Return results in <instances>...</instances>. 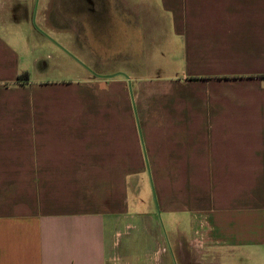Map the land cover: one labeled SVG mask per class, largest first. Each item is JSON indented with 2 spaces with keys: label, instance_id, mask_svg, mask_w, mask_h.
Here are the masks:
<instances>
[{
  "label": "crops",
  "instance_id": "obj_1",
  "mask_svg": "<svg viewBox=\"0 0 264 264\" xmlns=\"http://www.w3.org/2000/svg\"><path fill=\"white\" fill-rule=\"evenodd\" d=\"M9 1L0 0V264H135L122 238H154L132 236L143 217L127 181L145 156L171 223L172 236L157 229L164 264L172 238L181 247L182 228L192 235L194 213L212 264H264V0L100 1L121 34L139 26L133 16L123 24V5L143 7L164 37L166 76L79 70L37 82ZM90 17L82 13L83 28L101 35ZM146 218L156 226V212Z\"/></svg>",
  "mask_w": 264,
  "mask_h": 264
},
{
  "label": "rangeland",
  "instance_id": "obj_2",
  "mask_svg": "<svg viewBox=\"0 0 264 264\" xmlns=\"http://www.w3.org/2000/svg\"><path fill=\"white\" fill-rule=\"evenodd\" d=\"M100 1L103 0H57L55 2L53 0H20L18 4L11 0L7 3V7L11 4L10 9L14 11H10L12 16L20 19L21 25L25 24L28 32L26 39L27 50L30 53L28 60L32 72L31 81L75 80L79 70L84 72V75L92 77L111 74H123L127 78L147 75L155 78L166 76L164 73L169 70L168 67L172 61L169 54L167 55L162 49L164 37L159 34V30L152 28L150 19L144 17L143 7L139 6L136 11V4H133L132 9L128 8L127 4L123 5L124 10H129L130 13V15L121 13L123 24H127L124 22L125 19L133 16L139 21V26H137V32L127 30L121 34L120 29H115L114 20H109L103 13L105 11L109 13L108 3L106 5ZM131 1L137 3L138 0ZM83 12L91 15L90 22L93 27L102 24L99 26L101 35H94L93 29L88 30L87 26L86 30L83 28ZM99 16L104 19H100ZM89 27L91 29L90 24ZM68 30L72 33H77L79 30L81 34L68 37ZM150 30L154 31L147 34ZM121 50L122 53H120ZM56 52L59 55L62 54L66 60L68 59L69 64L74 66L57 65L55 62L59 57H55ZM30 62L33 63L32 67ZM178 64L180 63L176 61L172 65L178 68ZM119 75L116 77H120ZM135 86L136 84L132 83L134 95ZM129 99L132 104L130 91ZM141 170L142 173L138 177L127 181L130 204L134 206L132 209H137L139 216L143 217L138 224L134 223L137 227L132 236L140 237L149 233L154 237V241L147 236L139 239L135 237L134 240L132 237L124 236L121 251L125 255L130 254L135 264H164L165 259L163 260L162 257L166 253L164 249L167 250V248L164 246L163 238H158L157 229L160 227L167 231L168 236H172L171 223L167 225L164 221L165 217L157 210L153 183L146 170V163L141 165ZM157 201L160 203L158 197ZM153 212H156L158 224L155 221L156 226L150 229L146 216ZM192 220L194 224L192 235H189L187 227L182 228L187 230V235L181 247L175 242L176 238H172L173 255H168V264H212L208 256L204 255L205 245L196 243L197 240L202 242L203 214L194 213ZM122 231L131 232L125 227ZM146 252H149L148 259L145 256Z\"/></svg>",
  "mask_w": 264,
  "mask_h": 264
},
{
  "label": "water",
  "instance_id": "obj_3",
  "mask_svg": "<svg viewBox=\"0 0 264 264\" xmlns=\"http://www.w3.org/2000/svg\"><path fill=\"white\" fill-rule=\"evenodd\" d=\"M125 76V75H124ZM126 77V76H125ZM130 87H131V84H130ZM130 93H131V96H132V91L130 90ZM132 99H133V96H132ZM134 104V103H133ZM135 107V105H134ZM145 161H146V167L149 171L150 167H149V163H148V160H147V157L145 156ZM152 181V179H150ZM153 183V182H152ZM153 189H154V186H153ZM154 201H155V204H156V207H157V210H159V205H158V201H157V197H156V193H155V190H154Z\"/></svg>",
  "mask_w": 264,
  "mask_h": 264
},
{
  "label": "trees",
  "instance_id": "obj_4",
  "mask_svg": "<svg viewBox=\"0 0 264 264\" xmlns=\"http://www.w3.org/2000/svg\"><path fill=\"white\" fill-rule=\"evenodd\" d=\"M23 77L27 80L28 79V74H25V75H21V76H19V78H18V82L20 81H22L23 80ZM258 77H261V78H264V75H261V76H258ZM198 78H191V80H193V81H195V80H197Z\"/></svg>",
  "mask_w": 264,
  "mask_h": 264
},
{
  "label": "built area",
  "instance_id": "obj_5",
  "mask_svg": "<svg viewBox=\"0 0 264 264\" xmlns=\"http://www.w3.org/2000/svg\"><path fill=\"white\" fill-rule=\"evenodd\" d=\"M196 243L202 244V242H200L199 240L196 241ZM193 246H195L194 243H192ZM196 249V248H195ZM197 250V249H196Z\"/></svg>",
  "mask_w": 264,
  "mask_h": 264
}]
</instances>
